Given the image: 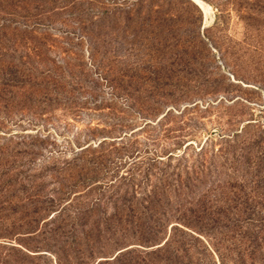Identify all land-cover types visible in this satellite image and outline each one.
<instances>
[{"label": "rangeland", "instance_id": "374dc122", "mask_svg": "<svg viewBox=\"0 0 264 264\" xmlns=\"http://www.w3.org/2000/svg\"><path fill=\"white\" fill-rule=\"evenodd\" d=\"M196 1L0 0V26L34 28L0 31L1 257L95 264L175 228L195 264H238L255 235L264 264V0ZM154 187L185 203L156 245Z\"/></svg>", "mask_w": 264, "mask_h": 264}, {"label": "trees", "instance_id": "16d2710c", "mask_svg": "<svg viewBox=\"0 0 264 264\" xmlns=\"http://www.w3.org/2000/svg\"><path fill=\"white\" fill-rule=\"evenodd\" d=\"M0 31H7L10 32L11 34L14 35H19V34H30L34 31V28H31L29 26H23V25H12V24H2L0 26ZM6 33V32H5ZM11 59L5 57L3 61H9ZM16 74V73H15ZM11 75V82H19V75ZM89 150V146L82 148L79 153H75L74 157L78 158L79 155H82L83 153L87 152ZM66 167H64L63 169H65ZM29 175V172H27ZM27 179L30 180V182L32 183L34 181L35 176H26ZM13 181H17V180H13ZM18 183V182H17ZM128 196H130L127 191L125 192V195L123 196V200H126L127 203V207L130 211V209H132L131 207L134 205L133 204V200H134V193H131V197L127 198ZM31 197V195H30ZM148 199L147 201L143 198V200H145L146 204L149 205L148 206H144L143 209L149 210L153 216L152 219H154V223L155 226H153L152 228H149V230H147L149 232V238L151 243H153L152 245H156V237H158V235H160L161 231H164V227L166 226V213L167 210L169 208H172V206H177V207H184L185 203L183 202H179V200H175V202H171L168 200V198L166 197L165 193H163V195L158 199L157 198V190L153 189L152 192V197L150 194L147 195ZM236 200V198H234ZM157 200V201H156ZM126 203H124V205H126ZM140 203V202H139ZM138 204V202H137ZM142 204V203H141ZM159 208H155V206H158ZM32 206H28L25 207L24 209H30ZM49 206H45V208L43 209L44 211L49 209ZM32 209V208H31ZM27 211V210H25ZM91 208H88V210L85 211H79V214H77L78 216H76V218H79L80 216H83L84 213L86 212H90ZM38 212H40V210H36V208L33 210V212H28L29 214H26L25 216H29L30 218L27 222V224H31L29 228L26 229V232H34L36 229V226H32V224L34 225H38V222L36 221V219L34 218V215L38 214ZM57 216L59 218V220L61 219V216H63L64 214V209H60L59 212H57ZM134 214V213H133ZM156 214H160L161 217H164L163 222L160 221V219H158V217L156 216ZM127 216V215H126ZM58 218L54 219L53 222H57L59 221ZM103 219V223L105 225V231L111 236V240L114 243H117L119 241V239H123L125 236V228L123 227L122 223H123V219L119 216V211H118V207L116 206V208L110 213V215L105 216ZM176 229L172 228L171 230V234L169 235V237L167 239H165V241H161L158 244H161L155 248H152L150 250H146V249H133V247L127 248V249H120V251L115 254V255H111L110 258L105 259V260H99L97 261L95 264H195L193 261V254L191 253L189 246L186 245L185 241L183 239H181L179 236H177L175 234ZM61 232L59 227L53 228L51 229V234H55ZM20 233V232H19ZM24 233V232H23ZM165 237V235H163ZM246 237H249V235L247 234ZM71 241V240H70ZM69 240H65L63 245H70L71 243ZM74 241V240H73ZM72 241V242H73ZM73 245H70L72 251H74V255L76 256L77 259H80V249L78 251H76V245H74V243H72ZM118 246H122V244H117L116 247ZM11 250L13 251L14 248H10V252ZM237 251V250H236ZM246 251V252H245ZM8 252V251H7ZM19 252H23L22 250H19ZM57 253V252H55ZM246 253L250 259H252V264H255L257 262L256 257L258 254L263 253V247H262V243L258 242V235L253 236L252 238L249 237V244L247 245V247L245 248L244 252ZM241 251H238V261H236L238 264H243L244 263V255ZM23 254L26 255V253L23 252ZM92 252H88V256L87 257H91ZM24 255V256H25ZM79 255V256H78ZM22 257V255H20L19 253H12V254H5L4 257H1L0 254V264H8L9 263V258L10 259H14V263L16 264H25L27 262L25 257ZM78 256V257H77ZM106 257V256H105ZM57 264H61L59 261V256H58V260H56ZM79 264H84V261H80ZM220 264H226L225 262V258L223 257V255L220 254Z\"/></svg>", "mask_w": 264, "mask_h": 264}, {"label": "bare ground", "instance_id": "6f19581e", "mask_svg": "<svg viewBox=\"0 0 264 264\" xmlns=\"http://www.w3.org/2000/svg\"><path fill=\"white\" fill-rule=\"evenodd\" d=\"M201 9H203L200 4L196 1V0H193ZM204 8L206 10V12L209 10V8L204 4Z\"/></svg>", "mask_w": 264, "mask_h": 264}]
</instances>
